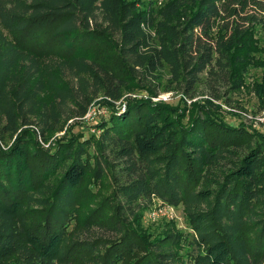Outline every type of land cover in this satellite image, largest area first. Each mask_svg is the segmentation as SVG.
Listing matches in <instances>:
<instances>
[{"label": "trees", "instance_id": "16d2710c", "mask_svg": "<svg viewBox=\"0 0 264 264\" xmlns=\"http://www.w3.org/2000/svg\"><path fill=\"white\" fill-rule=\"evenodd\" d=\"M154 9L140 0H0V264H264V132L231 126L213 103L245 86L264 0ZM163 73L167 92L209 91L189 122L168 104L127 99L100 121L99 136L39 141L100 96L116 103L134 85L158 98L152 83ZM47 86L53 104L34 120ZM254 87L264 92V74ZM109 171L114 214H89L86 235L70 241L83 185ZM154 197L184 206L193 231L184 254L173 250L182 235L148 239L138 213Z\"/></svg>", "mask_w": 264, "mask_h": 264}, {"label": "rangeland", "instance_id": "374dc122", "mask_svg": "<svg viewBox=\"0 0 264 264\" xmlns=\"http://www.w3.org/2000/svg\"><path fill=\"white\" fill-rule=\"evenodd\" d=\"M140 1L148 6H154L155 11L171 3V0ZM257 31V47L260 51H256L253 54L254 59L251 61L252 63L249 64V69L245 77V86L240 92L227 95H225V90L223 89V99L219 101L213 100V103L218 107V109L215 110L218 111L221 117L231 126H238L243 123L250 126L251 130L264 132V123L257 120L264 112V92L257 93L254 89L256 83L262 82L264 74V66L257 65L258 60L264 61V32L260 28H258ZM107 54H110L109 51L104 52V55ZM169 78L170 76L167 73H163L158 79L156 77V81L152 83L154 85L156 84L155 86L158 88V98L152 97V94H149L146 90L135 87L134 85H132L134 88L127 89L122 100L116 103L104 96H100L89 106V116L76 118L68 122H64V119H62L60 123L54 124L53 126L56 130L52 129L46 133L48 143L43 142L44 139L42 140L40 138V128L38 126L32 125L30 126V129L35 130L36 133H38V139L40 138L39 141L45 148H48L50 144L53 145L58 140L67 137L72 133L76 135L82 134L86 137L91 135L99 136L101 131L98 130L97 126L100 124V121L108 116L112 107L122 112L126 106L127 99L146 100L152 101L153 103L160 102L168 104L171 107L178 109L183 114V118L181 119L182 122H189L192 110H194L192 108L193 103L202 102L210 97V93L206 90L204 84H200L195 93L196 96L193 99H190L179 92H167L166 88L171 85ZM53 98L54 94L52 88L47 86V89L37 101L40 108L38 109L37 115L33 116L34 120L42 115L44 108L50 109V106L53 104ZM71 127L72 129L70 130ZM60 129L63 131H59ZM69 130L70 132H68ZM7 138L12 137L8 134ZM15 138L16 136L10 139L11 142H13ZM93 176L94 175L91 172L90 178L82 187L81 197L82 202H84L85 205L79 210V221L73 222L70 227V230H73V234L70 236H73V238L70 241L84 237V234L86 235L87 232L83 228V224L87 220L89 214L93 213L96 215L97 213H100V216L97 217L98 220L105 219L107 221L115 212V208L109 201V197L112 195L113 191L111 172H107L101 179L93 178ZM55 180L56 179L53 178L50 182H54ZM25 208V210L28 211V216H30V218H28L29 222L32 224L37 222L38 214L35 212V207L26 204ZM138 214V218L141 217L140 223H142L145 230L149 232V240L154 241L159 235L164 233H170L174 237L182 235V238L185 239L180 242L179 246L173 247V250L178 254H184L187 251L189 247L186 238L191 236L193 231L183 205H179L178 207L172 206L154 197L152 203L145 209H140ZM102 233L103 231L99 228H96L94 231V234ZM78 258L79 260L75 261L74 264H86L81 257ZM18 261L19 258L15 257V259L9 261L8 264H17Z\"/></svg>", "mask_w": 264, "mask_h": 264}, {"label": "built area", "instance_id": "2783aa9c", "mask_svg": "<svg viewBox=\"0 0 264 264\" xmlns=\"http://www.w3.org/2000/svg\"><path fill=\"white\" fill-rule=\"evenodd\" d=\"M107 113H108V112H107ZM107 113H106V114H107ZM85 116H89V112H88ZM257 120L260 121V122H263V123H264V112H263V114H262L261 116L258 117Z\"/></svg>", "mask_w": 264, "mask_h": 264}]
</instances>
